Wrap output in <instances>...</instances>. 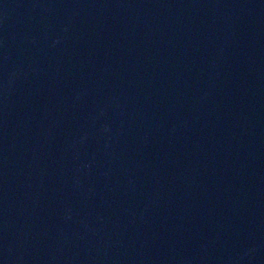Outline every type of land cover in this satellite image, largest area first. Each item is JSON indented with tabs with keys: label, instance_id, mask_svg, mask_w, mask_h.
<instances>
[{
	"label": "water",
	"instance_id": "water-1",
	"mask_svg": "<svg viewBox=\"0 0 264 264\" xmlns=\"http://www.w3.org/2000/svg\"><path fill=\"white\" fill-rule=\"evenodd\" d=\"M0 264H264V0H0Z\"/></svg>",
	"mask_w": 264,
	"mask_h": 264
}]
</instances>
